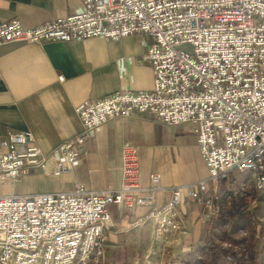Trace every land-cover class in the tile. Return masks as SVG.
Masks as SVG:
<instances>
[{
    "label": "built area",
    "instance_id": "2783aa9c",
    "mask_svg": "<svg viewBox=\"0 0 264 264\" xmlns=\"http://www.w3.org/2000/svg\"><path fill=\"white\" fill-rule=\"evenodd\" d=\"M83 3L81 12L30 27L17 18L0 23V45L147 34L152 40L142 59L152 69V89L81 101L75 107L80 131L48 152L31 132L7 130L0 138V182L68 173L98 127L142 113L167 125L193 123L207 178L170 187L169 200L155 207L159 175L151 173V184L142 186L139 148L124 142L114 188L95 191L77 183L71 191L0 193V264H103L111 204L149 208L130 227L149 220L154 241L171 245L184 227L178 207L189 199L213 225L220 222L215 188L233 170L247 172L254 190L264 193V0Z\"/></svg>",
    "mask_w": 264,
    "mask_h": 264
},
{
    "label": "crops",
    "instance_id": "0c3cea01",
    "mask_svg": "<svg viewBox=\"0 0 264 264\" xmlns=\"http://www.w3.org/2000/svg\"><path fill=\"white\" fill-rule=\"evenodd\" d=\"M83 9V0H0V23L17 18L30 27ZM151 40L147 34H133L116 40L91 37L0 45V138L7 130L29 131L48 152L80 131L75 107L81 101L115 91L152 89V69L142 59ZM194 127L191 122L163 124L147 113L111 119L95 130L70 172L59 177L34 172L22 178V185L0 187V193L71 191L77 183L95 191L114 188L120 180L121 147L128 142L139 148L141 185L151 184V173L159 175L161 189L155 191L153 204L160 207L169 200L170 187L207 178ZM38 177L41 180L32 184ZM108 210L103 264H185L201 258L199 248L214 233L228 230L213 225L206 211L189 199L178 207L183 229L163 247L153 239L151 221L130 227L149 208L128 210L111 204Z\"/></svg>",
    "mask_w": 264,
    "mask_h": 264
},
{
    "label": "rangeland",
    "instance_id": "374dc122",
    "mask_svg": "<svg viewBox=\"0 0 264 264\" xmlns=\"http://www.w3.org/2000/svg\"><path fill=\"white\" fill-rule=\"evenodd\" d=\"M30 175L32 174H28L26 176ZM37 180L41 179L39 177L37 179L34 178L31 183L34 184ZM207 182H209V185L213 184L211 181ZM10 183L11 182L7 180L4 183L0 182V187L9 186ZM17 184L22 185L23 183L18 182ZM217 187L218 190H216L218 191V198L216 199V201H218L219 204L221 203V207L224 205V202L227 200V198L230 199L238 197L240 193H242L246 188L253 189L251 176L245 171L237 170H233L232 172H230L227 177L224 178V180L220 179L217 183ZM246 210L249 212V218L237 222L231 228H229L228 230H224V232L222 233L216 232L212 235L210 241L213 243L217 250V264H229L230 259L227 252L233 251L238 254L245 252L250 245L249 243H252L253 251L256 250L259 253L255 256L256 260H254V264H264V193L256 192L254 190L253 199L249 203ZM219 221L221 222V217ZM220 222L217 223L216 227L219 226ZM237 227L246 228L247 230V237L249 239V242L247 241V245L243 244V247H246L245 250L241 248L242 243L236 245V243L239 241L238 235L236 233ZM225 259H227V263H224Z\"/></svg>",
    "mask_w": 264,
    "mask_h": 264
},
{
    "label": "trees",
    "instance_id": "16d2710c",
    "mask_svg": "<svg viewBox=\"0 0 264 264\" xmlns=\"http://www.w3.org/2000/svg\"><path fill=\"white\" fill-rule=\"evenodd\" d=\"M224 180V179H223ZM254 191L251 188H246L238 197L227 198L222 206L221 210V222L220 227L223 229H229L237 222L249 218V212L246 210L249 203L253 199ZM236 233L238 235V242L236 245L243 243L244 241H248L247 230L246 228L237 227ZM245 233V236L242 235ZM249 247L245 252L240 254L229 251L227 254L229 255V264H254V251L252 243H249ZM199 256H201L198 260H193L191 262H187L185 264H217V250L213 243L209 240L206 241L199 248Z\"/></svg>",
    "mask_w": 264,
    "mask_h": 264
}]
</instances>
